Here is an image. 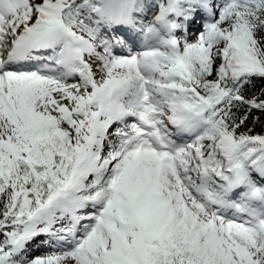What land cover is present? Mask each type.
Wrapping results in <instances>:
<instances>
[{
    "label": "snow or ice",
    "instance_id": "snow-or-ice-1",
    "mask_svg": "<svg viewBox=\"0 0 264 264\" xmlns=\"http://www.w3.org/2000/svg\"><path fill=\"white\" fill-rule=\"evenodd\" d=\"M0 264H264V0H0Z\"/></svg>",
    "mask_w": 264,
    "mask_h": 264
},
{
    "label": "trees",
    "instance_id": "trees-1",
    "mask_svg": "<svg viewBox=\"0 0 264 264\" xmlns=\"http://www.w3.org/2000/svg\"><path fill=\"white\" fill-rule=\"evenodd\" d=\"M262 131V126H257L256 128H255V132H257V133H259V132H261ZM40 254V253H39Z\"/></svg>",
    "mask_w": 264,
    "mask_h": 264
},
{
    "label": "rangeland",
    "instance_id": "rangeland-1",
    "mask_svg": "<svg viewBox=\"0 0 264 264\" xmlns=\"http://www.w3.org/2000/svg\"><path fill=\"white\" fill-rule=\"evenodd\" d=\"M39 254V253H38Z\"/></svg>",
    "mask_w": 264,
    "mask_h": 264
}]
</instances>
